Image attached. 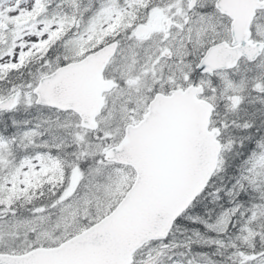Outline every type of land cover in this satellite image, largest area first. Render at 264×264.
Wrapping results in <instances>:
<instances>
[{"label": "snow or ice", "instance_id": "6c2138e0", "mask_svg": "<svg viewBox=\"0 0 264 264\" xmlns=\"http://www.w3.org/2000/svg\"><path fill=\"white\" fill-rule=\"evenodd\" d=\"M0 264H264V0H0Z\"/></svg>", "mask_w": 264, "mask_h": 264}]
</instances>
